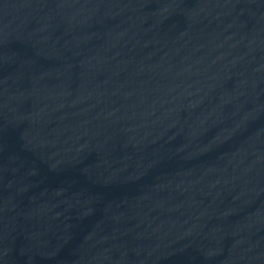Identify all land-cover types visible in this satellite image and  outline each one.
<instances>
[{
    "label": "water",
    "instance_id": "95a60500",
    "mask_svg": "<svg viewBox=\"0 0 264 264\" xmlns=\"http://www.w3.org/2000/svg\"><path fill=\"white\" fill-rule=\"evenodd\" d=\"M0 264H264V0H0Z\"/></svg>",
    "mask_w": 264,
    "mask_h": 264
}]
</instances>
